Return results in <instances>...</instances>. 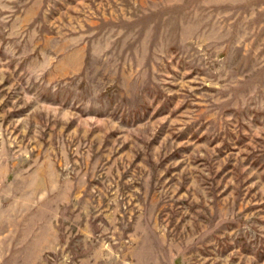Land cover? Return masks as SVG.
Wrapping results in <instances>:
<instances>
[{
    "label": "rangeland",
    "instance_id": "1",
    "mask_svg": "<svg viewBox=\"0 0 264 264\" xmlns=\"http://www.w3.org/2000/svg\"><path fill=\"white\" fill-rule=\"evenodd\" d=\"M0 264H264V0H0Z\"/></svg>",
    "mask_w": 264,
    "mask_h": 264
}]
</instances>
